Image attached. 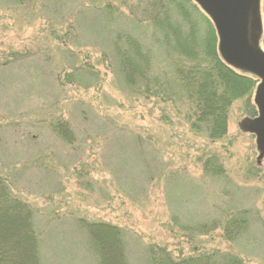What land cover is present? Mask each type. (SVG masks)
Returning a JSON list of instances; mask_svg holds the SVG:
<instances>
[{
    "label": "rangeland",
    "instance_id": "1",
    "mask_svg": "<svg viewBox=\"0 0 264 264\" xmlns=\"http://www.w3.org/2000/svg\"><path fill=\"white\" fill-rule=\"evenodd\" d=\"M261 15L264 51V0ZM165 16L198 31L194 50L209 63V29L216 53L218 38L193 0H0V181L34 213L40 264H105L88 223L118 229L110 264H150L159 248L174 260L221 251L264 264V153L238 128L257 115L255 89L226 105L219 138L190 130L198 107L174 73L192 64L162 30ZM123 37L140 47L149 92L123 80ZM243 212L234 241L217 225L192 235ZM12 222L0 219L2 237Z\"/></svg>",
    "mask_w": 264,
    "mask_h": 264
},
{
    "label": "trees",
    "instance_id": "2",
    "mask_svg": "<svg viewBox=\"0 0 264 264\" xmlns=\"http://www.w3.org/2000/svg\"><path fill=\"white\" fill-rule=\"evenodd\" d=\"M167 20L168 16H165V22L163 23L165 25L162 30L164 33H168V39L171 38L170 40L173 41L174 48L189 55L184 58L187 59L190 65L192 64V68L190 69L185 67L180 68L179 66L178 70H175L174 73L177 74V77H174L175 83H179L181 91L188 92L187 95H184L185 99L196 102L198 107L195 112L197 114L199 112V115L194 119V123H188L189 128L193 131L195 129L193 126L202 124L204 128L208 129L209 138L213 140L217 139L221 136V132L217 131V127L221 126L220 122L223 123L226 105L246 93L251 95L256 86L255 78L248 74L234 71L223 63L218 52L216 53L215 51V39L210 29L207 33L204 48L205 55H208L210 58V62L208 63L203 59V55L199 57L194 50L193 44L195 39L193 37L196 38L199 34L198 31L191 29L192 31L189 34L184 35L180 32L179 27L177 29L174 28V24L170 20L169 22ZM177 33L178 35H176ZM193 33L194 35H192ZM175 36L178 37L175 38ZM123 41V46L121 45V48H117L123 80L128 86H135V90L138 93H141L139 90L142 88H145L146 92H149L152 78L148 65L145 64V60L139 55V45L128 37H123ZM140 61L144 65L139 64ZM197 96L200 97V100L196 98ZM54 130L57 134L64 137V139L66 138L63 135H66L65 127H60L56 123ZM202 168L211 177H219L222 174V169L211 162L204 163ZM4 185L0 181V219H12L14 222L11 224H15L16 226L8 237L5 238L0 235V264H40L38 243L33 223L34 213L25 203L13 197L10 191L6 192ZM248 224V218L243 212L225 220L223 223H218V221L211 224L203 223L195 228L192 235L195 232H200L203 235L208 234L212 230V227L214 228V225H217V227L223 226L224 238L226 241H230L241 237ZM86 228L90 234H87L88 237L90 238L91 236L95 239V246L100 251L101 257H105V264H110L106 255L108 257L110 246L113 245L114 240H117L118 229L111 227L107 223H88ZM112 236H114V239ZM155 248L158 249V247ZM154 250H150L149 252L150 264H244L238 254L230 252L218 251L214 254L208 252L185 257L181 260H174L166 252L160 254V248L156 252ZM121 264H123V261Z\"/></svg>",
    "mask_w": 264,
    "mask_h": 264
},
{
    "label": "water",
    "instance_id": "3",
    "mask_svg": "<svg viewBox=\"0 0 264 264\" xmlns=\"http://www.w3.org/2000/svg\"><path fill=\"white\" fill-rule=\"evenodd\" d=\"M211 20L218 38V54L225 65L259 80L254 95L257 116L238 124L242 133L255 136L264 153V51L260 47V0H193Z\"/></svg>",
    "mask_w": 264,
    "mask_h": 264
}]
</instances>
